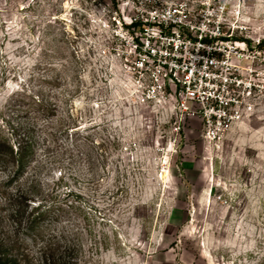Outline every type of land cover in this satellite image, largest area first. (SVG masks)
Returning a JSON list of instances; mask_svg holds the SVG:
<instances>
[{
    "label": "rangeland",
    "instance_id": "rangeland-1",
    "mask_svg": "<svg viewBox=\"0 0 264 264\" xmlns=\"http://www.w3.org/2000/svg\"><path fill=\"white\" fill-rule=\"evenodd\" d=\"M128 1L0 0V130L32 123L21 89L56 107L25 175L9 186L0 169V242L38 261L29 225L46 208L38 229L78 264H264V119L208 145L199 120L176 134L172 111L137 104L116 27ZM212 3L264 40V0Z\"/></svg>",
    "mask_w": 264,
    "mask_h": 264
},
{
    "label": "built area",
    "instance_id": "built-area-1",
    "mask_svg": "<svg viewBox=\"0 0 264 264\" xmlns=\"http://www.w3.org/2000/svg\"><path fill=\"white\" fill-rule=\"evenodd\" d=\"M129 2L133 15L116 27L137 104L172 111L176 134L199 120L208 145L264 119V40L244 35L212 0Z\"/></svg>",
    "mask_w": 264,
    "mask_h": 264
},
{
    "label": "trees",
    "instance_id": "trees-1",
    "mask_svg": "<svg viewBox=\"0 0 264 264\" xmlns=\"http://www.w3.org/2000/svg\"><path fill=\"white\" fill-rule=\"evenodd\" d=\"M14 97L11 101L14 103L15 109L24 114L25 118L32 120V123L27 128L17 125L7 133L0 130V169L12 173L11 176H8L7 185L9 186L15 180L21 179L28 166L36 162L37 156L34 147L36 137L34 135L38 122L40 120L51 121L56 117L55 105L44 100L39 92L21 89L15 93ZM2 195L6 200L19 202V196L12 199L7 192ZM36 210L37 208H34V218L31 220L29 228L37 232L40 259L38 261L33 259L26 249H24L25 252L27 251L25 253L18 242L10 244L0 242V264H78L76 258L73 257L74 249L71 246L67 245L68 249H65V252L61 251L64 241L58 234L52 232L45 235L47 229H38V221L46 216L49 209L45 208L43 212H36Z\"/></svg>",
    "mask_w": 264,
    "mask_h": 264
}]
</instances>
